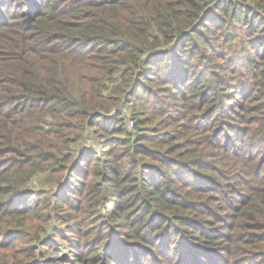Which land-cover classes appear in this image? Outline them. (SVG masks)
Returning <instances> with one entry per match:
<instances>
[{
	"label": "trees",
	"instance_id": "16d2710c",
	"mask_svg": "<svg viewBox=\"0 0 264 264\" xmlns=\"http://www.w3.org/2000/svg\"><path fill=\"white\" fill-rule=\"evenodd\" d=\"M24 1L25 5L13 12L11 23L24 22L11 25L17 30H11L8 45L1 44L5 49L1 59L5 60L0 62L5 68L0 71V108L19 103L22 110L0 111V211L11 196L23 192L16 189L20 182L38 174L44 175L42 188L28 194L32 198L37 192L42 197L52 195L51 200L44 198L38 204L56 205L43 213L42 207L31 204V197H24L23 205L19 202L9 210L10 216L19 212L39 219L9 223L13 239L22 242L21 250L27 255L22 261L0 256V264H31L40 242L44 245L61 237L57 225L60 209L71 208L75 190L92 170L101 181L94 196L103 189L111 196L108 204L116 205L90 225L92 230L102 226L95 238L99 241L91 247L94 264H139L143 251L155 264V249L170 264H233V244L238 242L246 247L247 258H259V264H264V222L245 217L249 205L259 200L264 203V185L250 191L241 182L240 192L232 186H218L212 190L225 205L210 206L195 201L209 191L199 187L200 175L171 163L168 155L172 151L168 149L172 138H166L168 133L164 138L157 137V131L138 134L131 154L118 165L114 160L104 171L91 169L98 154L80 144L84 132L93 126L107 130L109 138H118L108 130L121 132L116 124H122L121 117H113V111L122 105L132 106L131 118L139 121L138 105L148 102L153 85L185 93L199 86L202 92L196 98L201 100V108L213 102L205 92L215 94L212 92L223 82L211 69L212 59L220 52L240 57L238 47L243 43L264 55V0ZM192 63L205 70L189 73ZM248 66L253 65L249 62ZM229 86L226 84V89ZM185 93H179V98ZM236 108L233 105L228 113L233 114ZM20 112L24 123L11 125L9 119ZM41 121L48 130L38 129ZM62 129L74 134L70 144L60 143L64 141ZM197 153L191 151L192 156ZM125 158L128 165L122 161ZM262 170L255 174L256 183L263 184ZM189 176L191 181H187ZM89 181L93 186L97 183L96 179ZM214 182L211 176L205 184ZM184 185L195 186L188 200L178 193ZM225 195L239 199L241 205L221 199ZM260 216L264 220V213ZM246 221L251 223L245 225ZM105 228L109 229L103 231ZM257 230L260 233H254ZM77 232L81 238L90 234ZM126 232L129 240L138 242L125 241L122 236ZM69 233L76 231L70 229ZM81 240L69 242L80 248L85 242ZM143 242L150 245L149 251ZM11 249L0 244L2 252Z\"/></svg>",
	"mask_w": 264,
	"mask_h": 264
},
{
	"label": "rangeland",
	"instance_id": "374dc122",
	"mask_svg": "<svg viewBox=\"0 0 264 264\" xmlns=\"http://www.w3.org/2000/svg\"><path fill=\"white\" fill-rule=\"evenodd\" d=\"M24 5V0H0V60H5L1 59L5 56V49L1 44H7L9 39L13 37L11 30H17V27L11 25L24 22L23 19H18L13 20V23H11L14 16L13 12L17 10V7ZM238 48L242 54L240 57H237V54L227 56L226 52H220V56L212 59L211 69L218 73L217 75H219L223 85L215 88L212 92L215 94L205 92L206 97L213 102H210L203 109L201 108V100L196 98V95L202 92L199 86L192 93H185L182 89L172 91L171 89L159 87L161 85H153L152 90H150L152 96L148 102L138 105L140 111L139 121L131 118L132 106L122 105L123 109L119 107L113 111V117H121L120 122L122 124L116 123L118 124L117 130L121 132H113L112 128L108 130L113 135L119 136L118 138H109V135H106L107 130H101L98 126H93L84 132V138L80 144L84 148L94 149L98 154V159L93 160L91 169L97 168L99 171H104L106 166L113 165L116 159L118 165L120 159L127 158L131 154V146L138 140V134H154V131H157L158 134L156 135L159 138H164L163 134L166 133L169 134L166 135V138H172L169 145L171 147L168 149V151H172L168 155L172 159L171 163L176 162L175 166L181 165L188 172L192 171L196 175H200L199 184L201 186L199 187H202V191L205 188L209 190L201 199L195 198V201H202L210 206L218 205L221 208L225 204L218 201V194L212 190L218 186H232L237 192H240V183L245 182L250 191L251 189H261L264 181L263 184L256 183L255 174L260 172L263 167L262 175L264 177V55L253 52V48L249 45L245 46L244 43ZM249 62L253 65L252 67L248 66ZM4 68L5 63L0 62V71H3ZM189 68V73L196 74L205 70V67L198 63H192ZM226 84L230 85L228 89H226ZM242 84H244V87H242ZM184 91H186L185 88ZM179 93H185L183 99L179 98ZM226 104L230 106H226ZM19 105V103H11L4 109L0 108V111L19 112L22 110ZM233 105L238 106V108L234 110L233 114H229L228 111H232ZM23 116L24 113L20 112L18 115L11 117L9 119L10 124L24 123ZM1 122L5 123V120ZM136 123L139 125L138 131ZM59 126L57 125V127ZM37 127L38 129L48 130L47 126L44 127L43 121ZM18 131L14 129V132ZM62 133L64 141L60 143L65 145L68 141V144H70L74 139V134L70 133L68 129H62ZM149 147L156 148L154 145ZM167 148V146H164L165 150ZM191 151L198 153L192 156ZM15 157L21 161L20 156ZM126 158L122 161L128 165ZM144 159L149 160L146 157ZM2 163L0 161V167ZM5 168V166L2 167V170ZM56 168H58V165ZM88 175L87 179L81 180L82 186L79 185L75 190L77 194L76 196L73 195L71 199V208L62 207L60 209L61 219L57 225L61 229V237L54 238L52 242L44 245H41L42 242H40L37 256L30 259V261L34 260L31 264H94L91 259V247L99 241L95 238L97 237V231H102V226L98 229L95 227V230H92L93 228L91 229L90 225H94L98 221L97 219H100L107 211L115 210L116 205L108 204L111 196L103 189H100L99 195L94 196V190L99 191L101 181L93 176L94 170ZM211 176L217 184L214 182L213 185H206L205 183L209 181ZM43 177L42 174H38L36 177L32 175L26 183L20 182V186L16 189L22 188L23 192L11 196L6 202V206L0 211V244L12 247L9 251H0V256H8L19 261L25 260L27 254L21 250L23 244L13 239L11 235L13 228H9V223L24 221L26 218L37 222L39 217L34 214L25 217L19 212L14 213L18 216H10L11 211L9 210L16 208L19 202L23 205V198L31 197V194L28 193L40 190L42 188L40 181L42 182ZM89 178L96 179L95 186L91 185L93 181L90 182L91 179ZM191 180L192 176H189L187 181ZM89 183L91 186L88 185ZM204 184L205 186H202ZM192 188L195 189V186H192ZM192 188L184 185L178 193L182 198L188 200L187 195H190L193 191ZM213 196L215 200L211 198ZM225 197H221V199H229L227 195ZM44 198L51 200L52 195L42 197L37 192L35 198L31 197L30 201L31 204H38V201ZM229 200L237 207L241 205L239 199L230 198ZM65 202H69L68 199H65ZM38 205L43 208L42 212L45 213L47 209L55 208L56 203L52 206ZM263 208L264 203L259 200L255 205H249L245 217H254L262 224L264 220H260V215L264 213ZM248 223L251 222L246 221L245 225ZM70 229H73L76 233H69ZM108 229L105 228L103 231ZM77 231L81 233L88 231L90 234L88 238H81ZM127 233L129 232L124 233L122 236L125 241L138 242L129 240L130 238L125 236ZM254 233H260V230ZM99 235L103 237L101 234ZM70 239H83L81 241L85 242L81 244L80 248H73L69 242ZM141 244H144V242ZM144 245L148 247L145 249L149 251L150 245ZM233 248L234 256L230 258V263H260L259 258L252 261L247 258L244 254L246 247L243 244L235 243ZM153 253L156 259L155 264H170L158 250L155 249ZM262 257H264V254ZM149 258L143 251L139 264H153ZM98 264H107V262H99Z\"/></svg>",
	"mask_w": 264,
	"mask_h": 264
}]
</instances>
